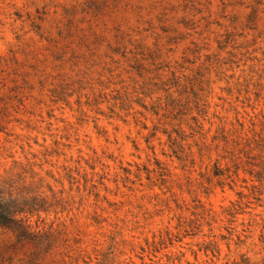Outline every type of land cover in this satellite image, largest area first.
Returning a JSON list of instances; mask_svg holds the SVG:
<instances>
[{"label":"rangeland","instance_id":"374dc122","mask_svg":"<svg viewBox=\"0 0 264 264\" xmlns=\"http://www.w3.org/2000/svg\"><path fill=\"white\" fill-rule=\"evenodd\" d=\"M17 176L52 244L0 264H264V0H0Z\"/></svg>","mask_w":264,"mask_h":264},{"label":"trees","instance_id":"16d2710c","mask_svg":"<svg viewBox=\"0 0 264 264\" xmlns=\"http://www.w3.org/2000/svg\"><path fill=\"white\" fill-rule=\"evenodd\" d=\"M40 187L39 183L27 182L18 176L0 179V228L10 230L15 243H31L44 252L52 244L50 235L39 229L37 223L32 224L31 218L41 212L47 214L53 209L54 201ZM214 251L212 248L211 252Z\"/></svg>","mask_w":264,"mask_h":264}]
</instances>
